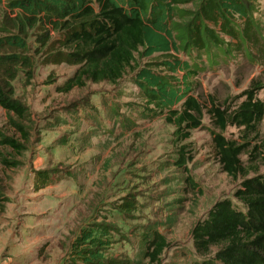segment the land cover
Masks as SVG:
<instances>
[{
    "label": "trees",
    "instance_id": "16d2710c",
    "mask_svg": "<svg viewBox=\"0 0 264 264\" xmlns=\"http://www.w3.org/2000/svg\"><path fill=\"white\" fill-rule=\"evenodd\" d=\"M1 5L5 9L0 17V105L22 137L30 139L24 124L28 107L13 97L12 82L22 72L32 75L37 63L77 66L57 86L63 93L83 88L88 81L135 84L138 91H121L118 96L130 95L136 102L115 100L109 106L119 135L137 129L139 121L165 115L175 126L174 141L184 143L181 151H188L185 141L203 125L207 112L218 130L212 131V138L222 169L232 177L244 172L246 178L235 198L215 201L207 217L193 227L197 252L219 248L212 259L195 264H264V175L247 177L241 158L253 136L259 142L249 161L264 155V100L258 96L264 83L254 77L233 110L212 99L205 111L197 94L200 74L223 59L241 54L264 62V27L254 0H0ZM155 54L161 59L150 60ZM129 71L134 75L127 80ZM72 116L80 123L81 116ZM88 117L94 122L88 137L114 133L103 129L100 116ZM53 122L62 126L66 120L58 117ZM230 125L240 129L241 141L224 136ZM0 142L18 152L26 148L5 135ZM185 155L180 152L175 162L185 163ZM2 161L16 164L7 158ZM121 207L130 211L135 204L127 199ZM90 225L81 229L61 264H156L167 245L154 224L133 257L110 256V228Z\"/></svg>",
    "mask_w": 264,
    "mask_h": 264
},
{
    "label": "rangeland",
    "instance_id": "374dc122",
    "mask_svg": "<svg viewBox=\"0 0 264 264\" xmlns=\"http://www.w3.org/2000/svg\"><path fill=\"white\" fill-rule=\"evenodd\" d=\"M254 1L264 27V0ZM4 9L1 5L0 17ZM161 57L155 54L149 59ZM76 69L37 63L32 75L22 72L12 82L13 97L28 107L24 121L28 141L13 128L0 105V140L5 135L26 145L18 152L0 142V264H61L81 229L90 224L110 228V256L133 257L147 228L155 224L167 243L156 264L212 259L218 246L207 254L197 252L191 231L215 201L234 197L246 176L241 172L232 177L222 169L212 138V131L218 130L208 113L185 141L188 151H181L184 143L174 141L175 126L165 115L139 121L137 129L119 135L109 106L115 100L136 102L130 95H118L138 91L137 86L127 81L116 86L88 81L69 93L58 91L57 86ZM133 75L129 71L126 79ZM199 77L197 94L205 111L212 99L233 110L254 77L264 83V62L237 54ZM258 96L264 100V88ZM72 113L81 116L80 123ZM88 115L100 116L103 129L114 133L88 137L94 126ZM58 117L66 120L65 125H54ZM223 134L241 141L236 126H228ZM254 138L241 156L247 177L264 175V155L249 161L259 142ZM180 152L186 153L181 165L175 162ZM2 158L16 164H5ZM127 199L135 204L130 211L121 209Z\"/></svg>",
    "mask_w": 264,
    "mask_h": 264
}]
</instances>
